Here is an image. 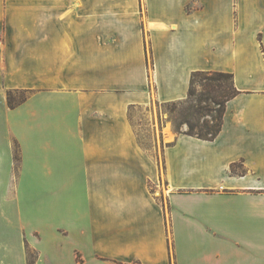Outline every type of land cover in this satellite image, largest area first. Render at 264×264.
Listing matches in <instances>:
<instances>
[{"label": "crops", "instance_id": "crops-1", "mask_svg": "<svg viewBox=\"0 0 264 264\" xmlns=\"http://www.w3.org/2000/svg\"><path fill=\"white\" fill-rule=\"evenodd\" d=\"M199 70L241 91L220 133L169 130L152 156L131 106L186 99ZM29 248L34 264H264V0H0V264Z\"/></svg>", "mask_w": 264, "mask_h": 264}, {"label": "trees", "instance_id": "trees-1", "mask_svg": "<svg viewBox=\"0 0 264 264\" xmlns=\"http://www.w3.org/2000/svg\"><path fill=\"white\" fill-rule=\"evenodd\" d=\"M150 61L152 62V59ZM239 93L241 91L235 85L233 73L199 70L192 74L189 94L186 99L162 105L172 106L174 112L172 120L176 133L213 140L222 129L227 102ZM9 104L14 105L12 96H9ZM135 106L133 105L131 108ZM207 116L211 119H208ZM184 125L187 126V129L183 130ZM15 160L18 166V145H15ZM30 251L29 248V264H34L37 255L33 257Z\"/></svg>", "mask_w": 264, "mask_h": 264}, {"label": "rangeland", "instance_id": "rangeland-1", "mask_svg": "<svg viewBox=\"0 0 264 264\" xmlns=\"http://www.w3.org/2000/svg\"><path fill=\"white\" fill-rule=\"evenodd\" d=\"M25 96V92H17L12 98L15 101H19ZM173 114L172 106L156 102L151 105H139L130 109V119L141 145L156 158H161L159 148L162 145V135L167 134L169 130L176 132L172 120ZM207 118L211 119L209 116ZM182 129H187V126L184 125ZM156 194L159 195V193ZM30 253L33 257L37 255V252L32 249Z\"/></svg>", "mask_w": 264, "mask_h": 264}]
</instances>
